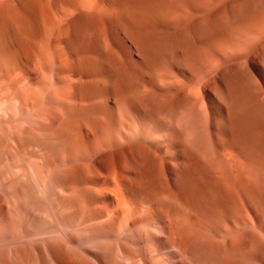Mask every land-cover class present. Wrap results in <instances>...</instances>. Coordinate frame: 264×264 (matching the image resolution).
Segmentation results:
<instances>
[{"label": "bare ground", "instance_id": "bare-ground-1", "mask_svg": "<svg viewBox=\"0 0 264 264\" xmlns=\"http://www.w3.org/2000/svg\"><path fill=\"white\" fill-rule=\"evenodd\" d=\"M182 4L0 0L2 250L16 242L51 255L95 244L99 264H264V104L250 75L228 80L233 108L223 109L216 128L199 117L179 125L169 112L164 122L157 107L150 125L126 109L119 111L126 118H115L116 106L104 102L110 27L108 33L122 32L142 56L143 63L122 66V58L118 65L134 104L151 94L164 98L166 89L157 91L152 82L142 89L141 76L169 84L170 73L160 67L165 46L174 53L183 47L177 55L198 72L219 46L234 42L230 27L239 17L228 22L193 3L195 11L186 4L182 13ZM167 21L177 32L163 29ZM141 64L147 74H140ZM87 109H95L93 115ZM91 237L100 241L90 244ZM16 243L8 247L14 263L31 264Z\"/></svg>", "mask_w": 264, "mask_h": 264}, {"label": "rangeland", "instance_id": "rangeland-1", "mask_svg": "<svg viewBox=\"0 0 264 264\" xmlns=\"http://www.w3.org/2000/svg\"><path fill=\"white\" fill-rule=\"evenodd\" d=\"M177 1L179 2V4L185 3V5L182 4L183 8H181V10L182 9L184 10L186 8V4L187 5L190 4L187 7H188V9L191 10V12H193V10L195 11L196 5L197 6H203V7H205V10H204L205 15L209 14L210 12H212L214 14V12H215L214 15H217V17L219 19L223 18V17L220 18V16H224L225 20H228V22H231V21L233 22V21H235V20H233L235 17L236 18L239 17V19H241L242 21H240L238 23L234 22L235 24L232 23L233 25H231V27H230V29H232L231 31L235 34L234 42L231 43L232 45L231 44L229 45L230 47H228V45H227L228 48L225 45H223L222 47L224 48V50L221 46H219L218 50H220V51H219V53H218V50L216 52V54H218V56H216L217 58L216 57L214 58V60L217 59L215 64L213 63L214 60L210 61V62H212L211 64H213V66L210 64L209 61L205 62L206 67L203 65L205 68L202 67L198 71L199 73L197 71H193L194 72L193 73L191 71V69H189L188 66H187L188 68L185 66L186 63H184L183 58L180 57V56H182V53H183V52L181 53V51H183V47H182V50H180V53L178 50L181 49V47H178L177 52L174 53L175 51L173 52L172 49H170V48H173L172 46H169V45H167L169 47L165 46V48H166L165 52L166 53L164 54L165 57L163 55H161L162 66H160V67H162L164 70H166L168 74L170 73V75L168 76V77H170L169 84L166 85L168 87H166V86L163 87L164 84L161 83L160 81H156L155 79L154 80L149 79V78H151V76L150 77L147 76L148 75L147 71L145 72L144 69H142L144 67L142 64H141L142 67L140 68V69H142V70H140V74L143 72H145L147 74L146 75L144 73V75H146V76H143L144 80L142 79V76H141V80H142L141 84H143V85H141V88L143 89V87H145L144 85L149 86L150 82H152V85L150 87L154 86L153 88L155 89L157 86V89H155V90L163 92L166 89L167 92L166 91H164V93L160 92L161 95H163L162 97H164V98H162L163 100L162 99L159 100V98H161V96L160 97L158 96L159 98L157 97L158 99L156 100L155 94H154V97H153V94H151V97L150 96H148V97L150 99H152L151 101L153 103L152 102L148 103V102H150V100L147 97L148 100L145 103L139 104V102H138V103L134 104V102L136 101V98H133V96L135 95V92H134V95L131 96L133 94L134 90L130 87L131 85H130V83L127 82L128 81L127 79L125 80V78L123 76H122L123 79L121 78L120 70L118 71V68L120 69V67L118 65L122 64L121 61H123V60L126 62L123 61L122 66L123 65L124 66L129 65L127 63L128 62L130 63L131 61H133V62L137 61V64H138V62L143 63L142 62V56L140 53H137V52H139V50L137 48H135L137 45L134 44L132 40L127 38L122 32H119V30L115 29V28L113 30H116V31L118 30L117 32H115V34L118 33V35L113 36L114 31L111 32L113 34L108 33L110 31H112V30H110V28L112 29V27H110L109 29L107 27L108 30H106V34H108V35L107 36L105 35V42H106V47H108V49L107 48H105V49L107 51L111 47L109 50V54H111V55L107 54L109 56L108 57L106 55L107 58L105 56V63L107 66V67L105 66V68L107 70L106 74H107V72H109L108 74L110 76L107 77L108 79L106 78V80H105V82L107 81V84H106V97H105L106 101H104V102H105L107 108L108 107L114 108L116 106L114 108V117L118 118L120 115V117L122 116L123 118H126L125 116L127 115V113H128V115L130 113L131 115H133V119H135L137 117V120L135 119L137 122L141 121L143 124L150 125V124H152L153 116L154 117L157 116V115L155 116L156 110L161 108L163 111L161 110L162 114L159 116H161L163 118L165 113L169 112V114H171V115H173L172 113H174L175 115L171 116V118L177 117V119L174 118L176 120V122L174 119H172V120L175 123H177V122L179 123L181 121L179 123V125H182L185 122L188 123V121L194 120V118L197 120V118L199 117L200 121L202 123L207 124L209 127L216 128L217 124H219L221 122V119H222V118H220L221 115L222 116L224 115L223 109H230V107L233 108V102H232V99L230 97L231 95H230L229 90H227V87H228L227 83H228V80L230 81V78L232 80L234 75L236 76L238 74V72H246V73H248V76L250 75L249 80H250L251 84L253 85L254 89L256 90L255 92L257 93L260 101L264 104V27L263 28L260 27V30L255 29L256 27L250 28V29H245V27H244V26H247L250 24H259V26L262 25V23L264 22V0H190V2L188 0L189 4L186 0H177ZM192 3L195 7L192 6ZM179 7H181V6H179ZM183 10L181 11L182 13H184V12L188 13V11H189V10L188 11L187 10L183 11ZM232 17H234V18H232ZM172 21H170V22L167 21L168 23H170V24L167 23L168 28H167V26H164L163 29H165V28L168 29L166 32H168V31L172 32V33L177 32L176 28L178 26L175 24V26H177V27H173L174 21L173 22ZM116 36H119L120 37L119 39H121V40L125 39V41L123 40L124 42L121 43L120 40L117 39ZM121 36H122V38H121ZM113 37H115L116 39L114 40ZM130 41H132V42H130ZM219 48H221L222 50ZM174 50H176V49H174ZM116 52H118V53L116 54ZM177 53H179L180 56H179V54L177 55ZM221 53H223V54H221ZM113 54H115V55L113 56ZM118 54H119V56H118ZM120 55H121V57H120ZM175 56H177V57H175ZM108 58H110V59H108ZM122 58H123V60H122ZM180 58H182V59H180ZM127 59H128V61H127ZM133 62L131 64H134ZM207 65H209V68H207ZM139 67H140V65H139ZM115 68H117V69H115ZM203 69H205V70H203ZM190 71L192 72V74ZM117 73H119V75ZM106 76H108V75H106ZM117 80H118V82H117ZM150 80H152V81H150ZM112 81H113V83H112ZM115 82H117V83H115ZM122 82H124V83L122 84ZM134 82H138V81L135 80ZM138 84H139V82H138ZM138 84L135 83V85L139 86ZM124 86L126 88L130 87L131 89L129 88V90L132 91V94L130 91H129L130 94H128L127 93L128 88L126 90V88H124ZM163 88H165V89L163 90ZM144 89H147V88L145 87ZM123 90H124V93H123ZM165 92H166V94H165ZM125 95L127 96V98ZM145 97H146V95H145ZM128 98H129V100H128ZM132 98H133V102H130V100ZM126 101H129V102H126ZM163 101L165 102V105H163V103H164ZM124 103H126V104H124ZM157 103H158V106H157ZM0 105L2 106V104H0ZM162 105H163V107L165 106L164 107L165 109H163ZM122 106H124L123 109L121 108ZM156 107H157V109H156ZM148 108H151V109H148ZM120 109L122 111H124L126 109L125 111L127 113L122 112V114H120V112H119ZM192 109L193 110L195 109L194 110L195 113L192 111ZM94 110L95 109H87V114L89 112V115H91V114L93 115L92 112ZM153 112H155V114ZM131 115H129V116L132 117ZM138 119H139V121H138ZM163 119H165V118H163ZM166 120H168V118L163 120V121L167 122ZM198 121L199 120H197L196 122H198ZM193 123H194V121H193ZM219 125H218V127H219ZM1 164L3 165V162ZM2 165L0 166L1 167L0 170H2V167H4ZM1 232H3V231H1ZM13 234H15V233H13ZM91 239H92V237H91ZM95 239H96V242L100 241V237H99V239L94 238L92 240H89L90 242L89 241L88 242L91 244V242ZM10 241L12 242V240H9V243H10ZM88 242H86V243L88 244ZM14 243H16V242H12L9 245H6V243H5V245H4V243L1 244V247L4 245V247L6 246L7 248L6 247L3 248L4 250H2L0 248V251L2 250V253L0 252V254H3V257H4V258L0 257V264L3 263V259H4L3 264H5V263L7 264V262H8V264H10V263L15 264L14 263L15 257L13 258V254H10V250H9L10 248H8V247H11V245ZM17 244L18 243H16L15 245H17ZM73 244L76 245V243H72V245ZM18 245L16 247H18V249H19L18 253H19L20 258L23 260L26 259V261H28L31 264H35V263L36 264H38V263L39 264H53V263L54 264L55 263L56 264H73V263H75V264H85V263L86 264H97L98 263L99 264V262H96V261H98L97 260L98 258L96 259V256L94 255V253L96 251L93 252V249H95L93 246L95 244H93L92 247H90L88 244V246L92 249H89L87 245H83V247L84 246H86V247H84V248L81 247L83 249L82 252H80L81 248L79 249L78 247H76L78 245L65 247L64 249L61 250L63 254H61V252L59 251L61 254L60 256L58 255L59 254L58 251H56V253H54V252L48 253L51 255H47L46 252H44V251H42L43 253L40 252V253L35 254L34 252L30 251V249H29L30 247L29 248H28V246L25 247L23 244H22V247H20L21 244L19 246ZM79 246H82V245L80 244ZM72 247H74L73 248L74 252L71 249ZM75 248H78L77 251H75ZM78 250H80V251H78ZM91 250H92V252H91ZM68 251L69 252L72 251V252L69 253ZM76 252H77V254H75L76 256L74 255L75 259H76L75 260L73 258V254ZM89 252H90V254L92 253L93 256H92V254L89 255ZM78 253H79V255H78ZM24 254L26 255L25 257H24ZM55 254H56V257H55ZM28 255H30V257ZM57 255H58V257H57ZM5 256L7 257L8 261L6 260ZM34 256H35V258H34ZM52 256H53V258H52ZM82 256H84V257H82ZM11 257H12V259H11ZM79 257L81 259V260L79 259L81 262L78 261ZM34 259H35V262L32 261ZM84 259H86L87 261ZM47 261H49V262H47ZM70 261L72 263H70ZM92 261H94V262L92 263Z\"/></svg>", "mask_w": 264, "mask_h": 264}]
</instances>
